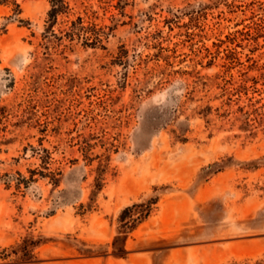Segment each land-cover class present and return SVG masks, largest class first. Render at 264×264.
Returning a JSON list of instances; mask_svg holds the SVG:
<instances>
[{"label":"rangeland","instance_id":"374dc122","mask_svg":"<svg viewBox=\"0 0 264 264\" xmlns=\"http://www.w3.org/2000/svg\"><path fill=\"white\" fill-rule=\"evenodd\" d=\"M64 2L0 0V264H264V0Z\"/></svg>","mask_w":264,"mask_h":264},{"label":"trees","instance_id":"16d2710c","mask_svg":"<svg viewBox=\"0 0 264 264\" xmlns=\"http://www.w3.org/2000/svg\"><path fill=\"white\" fill-rule=\"evenodd\" d=\"M65 2L64 0H51V8L49 9L47 15L49 17L50 20H55L56 15L59 12H62L65 9ZM79 19V18H78ZM76 23V22H73ZM74 25V24H73ZM86 44H95L94 40H92L91 42L85 41ZM129 210V207L125 208L121 214H120V218L123 217V215Z\"/></svg>","mask_w":264,"mask_h":264}]
</instances>
